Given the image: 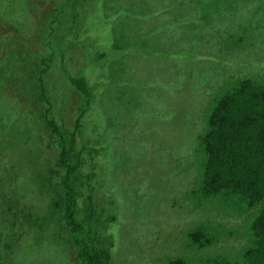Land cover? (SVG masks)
I'll return each mask as SVG.
<instances>
[{
	"label": "trees",
	"instance_id": "obj_1",
	"mask_svg": "<svg viewBox=\"0 0 264 264\" xmlns=\"http://www.w3.org/2000/svg\"><path fill=\"white\" fill-rule=\"evenodd\" d=\"M161 1L0 0L1 262L17 258L19 241L40 248L44 236L68 251L66 264H145L148 257L151 264H264V75H231L225 64L217 76L202 77L206 63L218 61L222 52L228 57L232 44L221 41L219 55L209 52L212 56L201 45L213 46L218 31L231 35L240 18L234 48L258 32L264 53V0L174 1L186 40L167 46L154 41L175 22L145 27V19L159 18L169 8ZM93 5L105 11V19L98 20L108 25L102 33H93L98 25L89 28ZM251 21H258L256 27ZM67 49L76 69L68 67ZM138 51L170 63L162 83L170 93L156 91L148 101L150 115L169 121L172 131L180 102L200 93L188 116L183 157L174 158L170 142L153 145L156 170L144 165L151 160L147 144L138 147L139 158L120 152L129 125L114 130L118 111L143 109V100L134 106L131 99L120 100L132 90L140 67L123 70L117 94L105 95L100 80ZM93 66L103 77L91 75ZM121 175L127 182L120 188ZM183 180L188 187L181 192ZM186 202L195 208L212 205L226 217L187 228L182 244L187 249L173 256L154 235L166 226L176 229L185 214L178 209ZM134 222L140 229H130ZM149 238L164 248L137 250L139 240ZM58 258L51 257V264H60Z\"/></svg>",
	"mask_w": 264,
	"mask_h": 264
},
{
	"label": "rangeland",
	"instance_id": "obj_2",
	"mask_svg": "<svg viewBox=\"0 0 264 264\" xmlns=\"http://www.w3.org/2000/svg\"><path fill=\"white\" fill-rule=\"evenodd\" d=\"M27 1V0H25ZM39 0H36V4H38ZM104 3V0H101ZM177 0H172L171 2L169 0H162L161 4L163 6H167L166 12H164L159 18L155 17L153 19H145V27L147 28L149 25L163 23L165 21H173L175 22V26L171 31H169L166 34H162L161 36H158L157 39L154 41V44L162 45L165 43V45H169L171 42H183L186 40L183 36L181 37V33L179 30V20H180V12L181 9L178 6H174L172 3ZM181 2V0H178ZM39 9V8H38ZM261 10H258V14L256 17L259 16ZM105 11L102 8H96V6H92V9L88 15L89 19V28L92 29L93 27H96L98 25L99 28L93 31V33H97L98 30L101 31V28H107V23L98 24L99 19H105L104 18ZM232 14V13H231ZM240 19V18H239ZM237 20V23L234 24L235 30L234 32L229 35V32L224 31H218L219 36H213L212 37V44L213 46H210L209 44H205L204 42L201 43L202 46H205L204 48V54L212 56L209 52L212 54L216 53L219 55L220 49L223 47L222 42H230L232 44L231 49H229L228 57L225 56V53L223 55H219V59L216 62H207L204 71H202V77H209V76H217L218 72L224 69H227L228 67V73L231 75H242V74H250L253 76H263L264 75V53L261 52V41L260 36H258V32L256 35L248 40V42L245 43V45L240 47L233 46L234 42V36L235 33L240 30V27L242 25V21ZM235 21V19L232 20L231 24L228 21V23L232 26V23ZM248 21H246L247 23ZM253 26L256 27V24L258 21H251ZM226 26V25H225ZM230 26V27H231ZM253 27V29H255ZM186 27L185 33L188 34L190 32L189 29ZM229 29V28H228ZM227 29V30H228ZM93 30V29H92ZM229 30L233 31L232 28ZM144 32V30L142 31ZM194 34H196L195 31L192 30ZM212 32V30H211ZM210 32V33H211ZM261 32V31H260ZM204 37H208L206 35L207 32H203ZM216 35V34H215ZM229 35V36H228ZM103 41H106V37L103 35ZM143 37V35H142ZM221 39V40H220ZM70 39H66L65 42H68ZM209 40H211V37H209ZM162 43V44H161ZM206 47H208L206 49ZM244 47V48H243ZM243 48V50H241ZM66 58L68 61V67L70 69H76L78 64L74 63L75 58L74 54L72 53V50L67 49L65 51ZM227 57L228 59H225ZM221 59V62H220ZM128 62L121 63L119 65L115 64V68L111 72V74L108 77L101 78L100 80H104L105 84H103L104 88H102L105 95H109V93H119L121 92L122 88L119 87V84L122 83L124 78V69L132 68V67H140L138 70V75H136L134 72H131V75L136 77V81L134 82V86H132V90L129 94L120 96L121 99L126 102L127 99L132 100V106H134L135 103H140L141 100L143 102L141 103V107L143 109H135L134 107L131 109L130 112L125 113V111H118L117 118H115V122L119 123V125L114 126V130L117 129L119 126H125L129 125L130 129L127 130L126 136H124L123 141H120L121 145H118V148L120 152H128V154L139 158L138 153V147H140L142 144H147V150L152 148L153 145H157L160 147H163L167 145L170 142V145H172V149H174V158L179 159L183 157L181 154L184 152L182 151V148L187 144L186 139L184 136L188 134V131L186 130V125L189 123L188 116L192 113L194 103L199 98L200 93H196L198 95H194L192 99H185L186 102L183 105V102L181 103L182 113L179 114V118H177V123L174 125L173 131L170 129L167 120H157L150 115L151 110H153V107L151 105V102L148 101V97H152L156 91H161L160 96H166L168 93H170V90L162 86V83L165 81V68L167 67L169 62H165L162 59L154 58L153 56H150L148 53L143 51H138L133 54H131L128 57ZM227 64V67L226 65ZM81 66V65H80ZM114 66V65H113ZM210 66H216L218 67L217 70H212ZM58 69V68H57ZM91 75H95L96 78H98L99 74L103 77L104 73L103 70L93 66L92 67ZM142 71V73H140ZM131 81V80H130ZM152 83H158L161 84V86H152ZM164 84V83H163ZM148 88H143L142 86H146ZM137 87L141 90H138ZM200 92V91H198ZM119 95V94H118ZM170 97V96H169ZM203 97H200L202 99ZM195 100V101H194ZM162 102H165V100H162ZM161 102V103H162ZM120 119V122H119ZM135 125V126H134ZM131 127H135L134 129ZM120 135L122 132H119ZM178 155V156H177ZM132 157V158H134ZM149 158L151 160H144V165L146 168L155 169L158 166L157 162H154L155 160V151L152 149L149 150ZM135 159V158H134ZM10 160V158H9ZM140 160V159H138ZM180 171L176 168V172L178 173ZM4 173L0 169V180H2L5 176ZM157 175V174H156ZM154 174H148L147 178H154ZM127 177L124 175L117 176L116 177V183L121 188L126 182ZM176 181V180H175ZM177 185L179 184V180L176 181ZM184 182V183H183ZM183 183L184 188L182 187L181 192L185 191L186 186L188 187V183L186 181H181ZM126 187H124L125 189ZM123 190V188H122ZM183 210L185 214L180 216L178 218V222L176 224V229H171V227L166 226V230H162V232L154 235L156 238L160 236V241L165 243L167 252L169 254H172L173 256L179 255V251L183 249L182 244L186 241H184V232L187 230V228L191 227L195 223H197L200 220H208V221H224V216L226 217V211H224L223 214H220L214 206L210 205L204 208H195L193 207V204L191 202L184 203V207L181 209V207L178 209V211ZM166 209L163 207L159 208L160 214H166ZM185 216V217H184ZM8 223H6L7 225ZM138 230L140 227L137 223H133L132 229ZM163 232L166 234L163 235ZM164 238V239H163ZM41 245L42 247L39 248V246L23 241H19V244L17 246H20L18 248L17 258L14 259L13 262L9 264H16V261H20L21 264H51V257H59L58 261H61L60 264H66V262L62 261L64 258L67 257L68 251L66 249H63V245L61 246L59 243L50 244L46 237H41ZM224 243V246H230V244ZM154 246L157 247L154 250L151 251H159V249H163L164 245L149 238L148 241L145 239L139 240L137 244V250L145 251L149 253V249ZM187 249V248H184ZM213 253H217L218 250L213 249ZM122 252L119 256L120 259L123 258ZM209 253V252H208ZM203 255H207L204 254ZM148 262L145 264H151L149 261V257L147 258ZM42 260L46 261L44 263H40ZM136 263V260L134 261V264ZM0 264H7L0 261ZM70 264V263H68Z\"/></svg>",
	"mask_w": 264,
	"mask_h": 264
}]
</instances>
